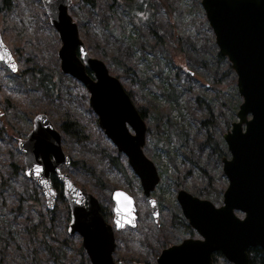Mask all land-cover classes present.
Returning <instances> with one entry per match:
<instances>
[{
    "label": "water",
    "instance_id": "water-1",
    "mask_svg": "<svg viewBox=\"0 0 264 264\" xmlns=\"http://www.w3.org/2000/svg\"><path fill=\"white\" fill-rule=\"evenodd\" d=\"M72 1L42 0L49 22L61 40L57 53L60 70L81 82L89 92V105L98 117L100 129L126 156L140 180L152 217L158 222L159 207L152 193L160 175L144 151L147 124L120 79L109 72L102 59L90 55L78 23L69 13ZM200 4L215 34L220 55L229 60L237 75L243 101L237 112L238 120L223 135L230 157L222 159L228 181L222 204L216 206L208 199L180 189L177 201L182 214L200 237H187L163 248L155 264H214L216 252L232 264H255L250 261L249 249L264 250V0H201ZM0 40L3 41L1 33ZM3 45L9 49L4 41ZM11 63L17 65L15 59L5 64L17 71ZM18 148L23 155L25 173L41 189L49 210L55 209L58 200L52 176L62 184L70 210L67 231L70 235H80L90 264H125L113 256L115 230L137 226L133 196L123 189L112 192L113 224L108 222L99 199L63 171L62 166L71 165V158L62 147L61 132L44 112L33 117L32 129L26 138L18 141ZM37 164L42 166L38 175ZM117 193L122 195L118 197ZM126 197L131 199V215L118 214V201L125 208Z\"/></svg>",
    "mask_w": 264,
    "mask_h": 264
},
{
    "label": "rangeland",
    "instance_id": "rangeland-1",
    "mask_svg": "<svg viewBox=\"0 0 264 264\" xmlns=\"http://www.w3.org/2000/svg\"><path fill=\"white\" fill-rule=\"evenodd\" d=\"M168 1L173 7V17L169 19L164 10L159 9L155 13V22L152 20L148 23L151 16L146 13L144 20L148 22L140 25L133 21L127 11L118 9L116 16L120 22L118 25H121V31L118 32L121 41L113 38L111 29L107 28L108 19L110 21V16H108L110 12L107 7H91L80 2L69 8V13L78 23L80 36L84 41L96 40L104 43L107 40L110 42L113 52L116 51V45L130 44L128 54L125 55L126 60H128L129 67H133L143 79L144 87L141 92L142 98H139V101L142 104L155 103L157 97L159 102L169 103L166 117L177 127L175 135H163L167 141L166 148L159 146L149 138L145 149L160 174V182L153 193L160 208L159 219L161 220L156 226L158 228V230L155 229L157 230L156 234L151 235V232H148L153 217L137 177L130 182V187H128L127 180L115 171H108V175L104 174L108 182L105 181L103 186L95 178L98 187L94 190L85 189L98 199H102L104 205L108 204L105 198L111 195L114 186L126 190L136 198L138 224L140 223V225L137 224L135 228L126 227L121 231H115L117 246L114 257L117 260H122L125 264L143 261L139 258L151 259L150 261L154 263L157 256L154 251L159 248L162 240L171 242V244L179 243L188 236L184 227L173 228L169 221L171 214L181 211L177 201L178 190L184 188L191 192L189 189L201 182L203 170L206 169L211 174L213 172V181L217 183L218 187L205 199L210 200L216 206L222 204L224 193L222 185L224 181L227 185L228 181L226 176L220 173V170H222V159L229 158L230 153L227 149L226 154L219 158L217 154L211 152L208 145H200L208 134L206 126L201 121L204 117L211 115L214 135L219 142V147L223 149L226 146L223 135L231 128V124L238 120L237 112L243 101L237 86V75L229 60L226 57H220L215 34L200 4L201 0ZM14 2L13 21L26 26L31 35L34 34L35 28L38 26L42 34V38H37L34 35V39L27 41L24 51L21 50L23 58L26 59L21 66L16 55L9 48L18 63V71L39 63L49 66L50 69L55 68L56 65L59 69L60 61L57 53L61 41L55 28L48 25L49 20L46 13L44 14L43 4L39 0H14ZM112 21L114 24L111 28L115 29L117 24H115V19ZM152 30H157L158 33L160 30L164 39L171 41L174 40L173 37H179L183 53L172 52L173 55L170 56L169 52H164L160 46L153 47L156 37L151 33ZM140 39L143 41L142 43ZM4 43L6 44L5 41ZM123 51L127 52L124 48ZM104 61L109 68L115 70V64L109 61V58ZM12 73L15 74L4 62L0 61V101L7 97L12 102L18 103L17 105L20 107H17V112L14 111V114L25 119L24 122L20 121V127H17L19 129H16L17 125L2 128L5 120L4 117H0V174L3 173L6 176L12 172L9 162L18 159V155L14 151L11 152L12 148L17 145L19 139L27 137L32 129L34 115L44 112L43 103L52 101L47 98V95H45L46 97L43 95L41 88L34 89L32 84L25 86L24 83H21L22 80ZM60 87L61 97L58 100L61 104L82 117H90L89 111L85 110V106L89 105L87 90L78 89V85L67 78L63 80ZM25 101L28 102L27 105L24 103ZM1 105L0 103V116L4 112ZM227 120H231L229 128H227ZM16 132L20 133L17 139ZM63 149L73 159L84 157L82 155L83 148L76 144H71V148ZM20 155L23 160L21 152ZM92 181L94 180L92 179ZM184 185L188 189L182 187ZM43 203L45 204V199ZM58 213L62 217V210ZM141 219L142 222H140ZM145 234L151 237L147 239ZM129 257L137 259H129ZM218 264L232 263L221 261Z\"/></svg>",
    "mask_w": 264,
    "mask_h": 264
},
{
    "label": "trees",
    "instance_id": "trees-1",
    "mask_svg": "<svg viewBox=\"0 0 264 264\" xmlns=\"http://www.w3.org/2000/svg\"><path fill=\"white\" fill-rule=\"evenodd\" d=\"M39 2L42 4L41 0ZM80 2L91 7L104 6L109 9L110 13L108 16H110V21L108 19L107 28L111 29L110 32L117 41H121L118 37L121 25H118L120 22L116 16L118 9L127 11L133 21L139 23L137 25L146 24L148 21L150 23L156 18L155 13L159 9H163L169 19L173 17V7L168 0H73L72 6H76ZM14 10V0H0V32L3 40L13 54L16 55V59L21 66L26 60L21 52L27 47V41L34 39V35L37 38H42V34L38 26L35 28L34 34L31 35L26 26L14 22L12 19ZM146 13L151 16V19L147 22L144 20ZM113 19H115V24H117L115 29L111 28L112 24H114ZM48 25H50L49 21ZM160 30L159 33L157 30L151 31L156 37L153 47L160 46L161 49H164V52H169L170 56L173 55L172 52L183 53L180 38L171 36L174 39L173 41L164 39ZM140 42L142 43L143 41L141 40ZM85 43L91 55L103 60L109 58V61L115 64V70L113 71L109 68L110 72L121 80L139 113L147 122L148 141L145 149L149 143V138L159 146L166 148L167 141L163 138V135L171 136L177 133L176 125L166 117L170 104L159 102L157 97L155 103L142 104L139 101V98H142L143 79L133 67H129L128 60H126L125 55L128 54L130 44L116 45V51L113 52L110 42L107 40L104 43L96 40H86ZM123 48L127 52L123 51ZM130 56H132L131 53ZM220 57L225 58L222 55ZM33 65H31L33 66L32 68L31 66L25 69L22 68L20 72L16 71L12 75L21 79V83H24L25 86L32 84L34 89L41 88L43 95H47L48 99H52L50 103H43V111L51 117L61 131L63 148H71V144H76L83 148L82 155L84 157L71 158V166L65 168L66 171L70 172L74 182L84 189L91 188V190H94V188L98 187L95 178L103 186L106 183L105 181H107L104 174L108 175V171H115L119 176L127 180L128 187H130V182L135 180L136 176L131 170L125 155L117 150L99 128L97 116L93 113L90 106H85V110L90 113V117L87 118L62 105L58 100L61 97L60 85H62L64 79H71L78 85V89L85 91L83 85L70 76L63 74L56 65L53 69L43 63ZM26 92H29L28 89ZM0 103L2 108H4L3 115L0 117H4L5 120L2 128L9 125L10 128L17 125L16 129H19L17 127L20 125V121L24 122L25 119L14 114V111L17 112V107H20L17 105L18 103L12 102L7 97L2 99ZM24 103L28 104L26 101ZM211 120V115H209L201 121L206 126L208 134L200 145H208L211 152L222 158L226 154L227 147L225 146L223 149L219 147ZM230 123L231 120L226 121L227 128L230 127ZM19 136L20 133L16 132V139ZM12 151L18 155L16 162L14 160L9 162L12 172L8 176L3 173L0 174V264H90L89 257L82 247L81 237L78 234L70 235L67 232V223L70 220L69 208L63 195L62 184L56 177H52L53 185L58 191V201L56 208L49 210L46 204L43 203L45 198L41 190L33 179L25 174V167L18 146L15 145ZM203 172L199 185H194L189 190L194 195L206 198L218 187L217 183L213 181V172L211 174L206 169ZM220 173L222 174V170H220ZM226 186L224 181L222 190ZM115 187H113V190ZM182 187L187 188L185 185ZM105 200H107L108 204L104 205L103 200H100L102 203L101 212L106 220L112 222L111 195H108ZM60 210H62V217L58 213ZM61 219L62 222H60ZM143 220L141 219L140 222ZM160 221L158 223L151 221L148 229L151 235L156 234L158 230L156 226L159 225ZM169 223L176 229L184 227L187 234H196L183 217L181 211L171 214ZM61 224L63 225L61 226ZM158 232L162 236L161 232ZM145 237L148 239L151 236L145 234ZM169 244L171 242L162 240L159 248L154 253L158 254L159 250ZM248 252L251 263L264 264V250L262 248H250ZM213 258L217 264L221 261L227 263V260L220 252L214 253ZM129 259L137 258L129 257ZM139 260H143V262L148 264L155 263V261L152 263L151 259L147 258H139Z\"/></svg>",
    "mask_w": 264,
    "mask_h": 264
},
{
    "label": "snow or ice",
    "instance_id": "snow-or-ice-1",
    "mask_svg": "<svg viewBox=\"0 0 264 264\" xmlns=\"http://www.w3.org/2000/svg\"><path fill=\"white\" fill-rule=\"evenodd\" d=\"M0 49H3L2 51H0V61H3L5 63H9V62H11L14 59L12 57V55H11L10 50L7 49L6 47H4L2 40H0ZM11 67H12L13 70H17L18 71L17 65L15 63H11ZM37 119H40V118L37 117ZM41 171H42V166L37 164L36 167H35V174L38 175ZM30 174H33V173L30 172ZM78 195H79V193H78ZM120 195H122V194L121 193H117L118 197ZM126 200H127V207H125V208L120 207L119 206V201H118V207L116 209L118 214H120L121 212H127L129 215H131V212H132L131 199L126 197ZM117 224L118 225L120 224L119 220H117Z\"/></svg>",
    "mask_w": 264,
    "mask_h": 264
},
{
    "label": "flooded vegetation",
    "instance_id": "flooded-vegetation-1",
    "mask_svg": "<svg viewBox=\"0 0 264 264\" xmlns=\"http://www.w3.org/2000/svg\"><path fill=\"white\" fill-rule=\"evenodd\" d=\"M159 220H160V219H159ZM158 222H159V221H158ZM158 222H156V223H158ZM187 223H188V222H187ZM189 226H190V225H189ZM190 227H191V226H190ZM192 229H193V228H192ZM193 230H194V229H193ZM194 231H195V230H194ZM195 233H196L195 235H190V234H188L187 237H192V238L200 237L199 234H198L197 232H195ZM185 238H186V237H185ZM181 241H182V240H181ZM181 241H180V242H181ZM176 243H178V242H176ZM169 245H171V244H169ZM169 245H167V246H169ZM167 246H165V247H167ZM165 247H163V248H165ZM163 248H162V249H163ZM162 249H161V250H162ZM155 259H156V258H155ZM213 260H214V258H213ZM134 263H135V262H134ZM155 263H156V260H155ZM155 263H154V264H155ZM214 264H217L215 260H214Z\"/></svg>",
    "mask_w": 264,
    "mask_h": 264
}]
</instances>
